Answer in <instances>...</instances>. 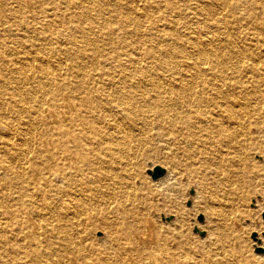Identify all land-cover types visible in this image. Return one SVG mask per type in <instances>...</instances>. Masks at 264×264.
Segmentation results:
<instances>
[{
  "label": "bare ground",
  "instance_id": "bare-ground-1",
  "mask_svg": "<svg viewBox=\"0 0 264 264\" xmlns=\"http://www.w3.org/2000/svg\"><path fill=\"white\" fill-rule=\"evenodd\" d=\"M3 1L0 0V18L3 13L14 15L15 11L5 8ZM13 1L17 2L18 9H22L26 0ZM64 1L66 9L70 4H77L73 0ZM170 1L164 0L162 5L172 6L173 3ZM180 2L184 3L185 0ZM217 2L229 9H236L246 0H195L196 8L191 10L197 16L211 12L213 16L208 15V20L210 25L215 27L222 19L220 12L216 14L212 12ZM79 3L76 7H80L78 12L71 16L77 21L89 20L88 9L83 6L85 2ZM261 10L264 11L263 8ZM64 11L51 14L48 20L52 23L49 24L47 21V24L53 26L48 34L42 30L36 31L39 36H33L34 41L41 43L32 55L34 43L30 39L22 36L23 34H20L21 36L9 34L1 38L6 33L4 30L0 31V119L3 123L9 122L16 114L19 115L20 110L31 112L30 115L36 116L35 121L40 122L41 114L54 109L55 104L58 108L56 101L60 99L70 106L72 103L74 111L71 114L77 111L83 113L79 127L64 126L58 133L43 134L42 145L46 146L44 150L46 154H41L39 147L42 145H39V141H33L36 145L28 147L27 152L33 155L36 162L32 166L29 165V172L15 170L14 177L2 180V187L7 193L0 192L2 207L0 214L7 218L3 217L5 220L2 229L6 233L0 234V247L9 248L5 253H0V259L5 257L11 264H20L26 257L45 262L54 256L60 258L66 255L68 258H76L94 255L92 258L96 264H125L127 259L136 262L138 255L146 254L145 256L152 258L147 264H176L177 259L182 260L177 261L179 264H192L182 256L183 253L191 254L192 247H188L190 241L178 239L175 245L178 248L177 253L180 254L175 255L173 250L166 249L163 235L152 229L151 225L155 221L148 216L145 223L149 229L140 235V240L146 243L148 249L140 252L132 242L126 246L117 244L112 252H107L108 258H104L101 251L111 247V244L108 246L103 240L95 241L90 236L81 241H73L69 230H64L68 217L61 216L59 211H66L68 204L73 202L78 208L87 210L92 219L98 214L99 208L102 216H105L104 211H108L107 208L114 203L118 209H122L118 215L122 223L131 217L138 218L145 209L165 213L177 212L178 222H182L184 213L178 201L175 180L177 172L184 170L186 179L194 186L196 197H199L200 201L199 188L208 186V173L219 177L235 172L239 180L247 181L250 176L247 169L260 166L254 162L246 163L245 148L261 153L264 158V32L261 38L263 43L259 44L258 51L246 54L248 60L240 61L242 71L249 73L251 78L244 85L237 69L234 66L228 68L226 65L228 58L217 51L230 47L212 35L211 39L219 43L214 50L206 47L210 43L207 40L202 39L195 45L194 39L188 40L199 48L196 52L199 62H188L191 65L186 72L173 70L169 79H155L144 74L130 76L123 72L127 69L126 66L117 73H109V68L98 67L99 71L92 74L94 64L96 66L97 63L103 64L106 59H109L110 64L119 61L116 58L120 56L115 57L111 52L106 54L107 48L98 42L99 38H102L101 35H98L99 37L95 33L90 35V32L85 31V26L83 28L63 26L60 18ZM11 19L5 22L4 29L7 31L14 27ZM131 20L127 16L119 23L113 21L112 23L118 25L117 30L130 32L125 26L131 23ZM86 24L89 30V22ZM57 26H63L62 30H58ZM6 39L9 40L8 44L23 47L22 50L8 51L5 48ZM144 41L148 42L147 45L152 43V40ZM170 41L182 46H175L167 53V48L161 49L159 45L153 44L154 47L151 45L148 47L146 58L151 59L153 58L151 55L157 54L159 66L168 54L174 53L188 58V53L183 47L185 40H179L171 35ZM137 50L139 52V48ZM150 50L154 51L149 53ZM97 55H100L101 61L96 59ZM131 60L139 70L144 68L141 64L143 60L139 56ZM151 62H154L153 59ZM199 64L204 66L200 67ZM143 71L145 72L144 69ZM34 102L36 104L33 106ZM71 121L72 118L67 122ZM22 129L24 134L33 137L27 126L24 125ZM4 139L6 148L0 152V167L5 171H11L12 162L5 166L4 160L10 161L14 156L19 158L21 154L17 152L16 139L12 132H7ZM168 143L170 147L167 149L175 150L182 156L180 157L182 161L176 160L175 156L160 160L168 167L165 176L159 177L157 187L160 190H147L135 181L140 176L139 155L142 152L145 154L148 147L159 144L164 148ZM53 158L58 160V163L49 165L48 169L44 168L51 175L42 178L44 181H38L43 173L40 165ZM60 164L64 171L55 174L52 170L58 169ZM135 166L137 170L134 172ZM263 167L259 170L263 173L262 178L259 176V182L264 184ZM28 173L32 175L26 180ZM53 174L57 179L55 184L50 183ZM77 191L79 197H75ZM144 191L150 196L151 201L148 200V196H143ZM36 192L43 202H35L33 194ZM230 194V206L236 208L232 193ZM52 195L56 196V201L50 199ZM154 197L159 199L158 205L152 203ZM143 205L144 209L141 208ZM204 213L207 221L212 222L217 212L207 206ZM34 219L38 223L34 222ZM105 221L106 219L102 218L104 235L100 238L108 237L107 240L113 243L116 238L112 237L110 241L112 234H108L103 228ZM38 225L39 231L33 232L34 226ZM173 225V228L171 226L167 228V232L173 231L178 224ZM207 227L212 235L219 226ZM252 228H255V225ZM260 228L264 229V226ZM228 230L231 233V240L234 243L239 242L238 236L233 235L235 233L232 225L228 226ZM257 235L258 240H255L254 246L264 249V236L260 238L259 233ZM171 236L177 238L174 233ZM23 241L27 242L26 250L23 249ZM204 248L205 245L201 249ZM164 253H168V257L158 262L155 256ZM234 255L236 264H264V254L244 256L242 247L238 248ZM200 262L207 264L202 260ZM219 263L221 264V258L214 259L213 264Z\"/></svg>",
  "mask_w": 264,
  "mask_h": 264
},
{
  "label": "rangeland",
  "instance_id": "rangeland-1",
  "mask_svg": "<svg viewBox=\"0 0 264 264\" xmlns=\"http://www.w3.org/2000/svg\"><path fill=\"white\" fill-rule=\"evenodd\" d=\"M73 1H75L77 4H70L68 5L69 8L66 9L67 6L64 0H26L23 8L18 9L17 2H14L13 0H4L2 3L3 6L10 9L11 11H15V13L12 16L8 13H5L6 15L4 13L2 14V17L0 18V22L2 21L0 23V31L4 30L3 32L6 33V35L2 36L1 38L9 36V34H13L15 36H21L23 34L22 36H26L31 40L32 43H34V48L31 51L32 55L34 51L39 48V45L41 43L37 42V40L34 41L35 38H33V36H39V33L36 31L42 30L43 33L48 34L51 26H53L49 25L50 23H52V21L48 20L50 19L51 14L53 12L58 14L66 9L61 15L62 18H60L63 26H75L81 28L85 26V31L90 32V35H93L94 33L97 36L101 35L102 38H99L98 42L104 48H107L105 51L106 54L111 52V54L115 57L120 56L116 58L119 61L111 62L110 64L109 59H106L105 62L103 61V64L97 63V66L94 64V66H92V74H95L99 71L98 67L102 69L109 68V73H117L119 70H123L126 66L127 69H125V71L123 70V72L130 76H138L139 74H144L146 76L150 75L155 79H169L173 70L186 72V70H188L191 65L188 62H199V59L196 58V52L197 50H199V48L194 46L196 42H200L202 39L203 41L207 40L210 43H208L206 47L208 49L214 50L219 43L217 41H213L211 37L216 36L220 41H223L226 46L230 47H225L223 49L217 50L220 55L222 54V56L228 58L229 61L226 63L228 68H233L234 66V68L237 69L241 77L242 85H244L247 80H251V78L249 77V73L246 74L242 71V64L240 63V61L243 59L245 61L248 60L246 58V54L258 51V49L260 48L259 44L263 43L261 38L264 32V11H262L261 8H263L264 10V0H246L245 3L242 2L241 5L236 9H229L227 6L221 5L220 2L215 3L212 12H214V14H216L217 12H220L222 14V19L219 21L220 24L218 23V25H216L215 27L213 25H210V21L208 20V15L210 17L213 16L211 12L199 16L195 15L194 12H192L191 9L196 8L195 0H185L186 3H181L180 0H171L170 2L173 3V5L169 7H164L162 5V2L164 0H98L97 2H95L94 0ZM79 2H85L83 6L88 9L87 11L89 20L85 21L84 19H82L81 21L83 23H80L81 21H77L75 17L71 16L73 13L78 12V9L80 7H76L79 6ZM134 5L136 8L134 7ZM245 15L249 17H246ZM127 16L132 19V22L125 26V28H128L130 32H125L119 29L117 30L116 27H118V25L112 23V21L119 23L124 17ZM134 17L135 21H133ZM10 18H12L11 20L13 21L14 27H10V29H8L7 31L6 29H4V26L6 25L5 22ZM105 19L108 21L105 22ZM47 21L49 22V24H47ZM86 22H89L90 31L87 30L86 25L88 24H86ZM62 27L57 26L56 28L58 30H62ZM132 29L133 32H131ZM15 31L18 32L16 33ZM170 34L174 38L185 40V45H183V47L188 53V58H183L181 55H175L174 53L168 54L161 61V66H159L160 61L156 58L157 54L151 55L153 57L151 59H153L154 62H151L150 58H146V52L148 53V47L150 45L152 47H154L155 45H159V48L161 49L167 48V53H169L170 50H172V48L175 46L181 47L182 45L170 43ZM145 39L152 40V43H149V45H147L148 42H145ZM188 40H193L194 45L189 43ZM7 41L9 40L6 39L5 48L8 51L18 49L22 50L23 47H21L20 45L8 44ZM138 48L139 52L137 50ZM25 49H27V47H25ZM152 51L154 50H150L149 53H151ZM135 56H139L143 60L141 64L144 65V68H141L139 70L136 65H133L131 63V59ZM95 57L100 61L102 60L100 55H97ZM201 66L204 65L201 64ZM143 69L145 70V72L143 71ZM61 101L62 99L56 101L58 108L55 104L54 109L45 111L43 115L41 114V118L39 117V119H41L40 122L35 121L36 116H34L33 114L30 115L31 112L24 110H20L19 115L16 114V116L13 117V119H11L9 122L3 123L0 119V152L2 150H5L6 148L4 139L5 134L7 132H12V135H14L16 139L17 152L18 154H21L19 158L18 156H14V158H12L10 161L4 160L5 166L7 164L9 165V163L12 162V167L10 168V170L12 169L11 171H5L0 167V192L7 193V190L2 187V180H4L6 177H14L13 172L15 170L22 173L29 172V165L32 166L36 162L33 155L27 152L28 147L36 145L33 143V141H39V145L41 146L42 144H44L42 142L43 134H47L48 132L50 134L52 132L58 133L60 128L64 126L79 127V121L83 117V113L77 111L76 113L71 114L74 111L72 103L70 106L68 103H66V101ZM35 104L36 103L34 102V104L32 105L34 106ZM70 118H72L73 121L68 123L67 121ZM24 125L30 129V135L33 136L32 138L28 134H24V131L22 129ZM35 136L37 137V139H34ZM180 146H183V144H180ZM167 147H170L169 143L164 148L157 144L156 146L148 147L145 150V154L142 152L139 155L140 167L138 173L140 176L135 179L137 184L142 187H146L147 190H160V188L157 187V183L160 178L157 180L151 179L146 170L151 169L154 165H161L165 167L167 172V165H164V163L160 162V160L162 161L163 159H168L175 156L176 160L179 159L180 161H182V158L180 159V157H182L181 155H179L175 150L167 149ZM45 149V145L39 147L41 154H46L44 152ZM244 154L246 163L254 162L260 167L264 166V158L261 153L250 148H245ZM57 163L58 160L53 158L47 163L41 164L40 166L43 173L40 175L38 181H41L42 178L50 174L49 172L44 170V168L48 169L49 165ZM260 167H249V170L247 169V171L250 172V176L248 177L249 179L244 182L237 178L235 172H232L231 174L219 175V177L208 173V186H205L206 188H199L201 201L198 200L199 197H196L194 186L190 184V181L186 179L184 170H181V172H177L175 175V180L177 183L176 188L178 191V201L184 213L182 222H178L179 214L177 212L172 211L165 213L164 211L145 209L139 214L138 218L133 219L131 217L129 218V220L122 223V221L118 217L119 212H122V209H118L114 203L110 204V208H107L108 211L103 210L105 212V216H102L101 208H99L98 214H95L92 219L90 218V214L87 213V210H85L84 208H78L73 202L68 204L66 211L60 210L59 213L62 214L61 216L67 215L68 218L64 225V230H69L70 236L73 241H81L84 240V238L90 236L91 239L95 241L103 240L105 243H107L108 246L111 244V247L109 246V248L107 246L109 249L107 248L106 250L98 248L99 250L104 251V253L101 251V254L104 255V258H108L109 254L107 252H112L117 244H119L120 246H126L129 245L130 242H132L140 252H144L145 249H148V247L146 248V243L140 240V235L149 229L148 225L145 223V219L148 216L155 221V223L151 225L152 229L163 235L162 237L164 238L163 241L165 243L166 249L173 250L175 255L178 252V248L176 247L175 242H177V240L181 238L190 241L188 247H192L191 254L183 253L182 256L192 264H200L201 260L207 264H213L214 259L217 258H221V264H236L234 261V253L240 247H242L244 256L263 255L261 253L254 252V243L256 241L251 238L252 231H256L257 233H259L260 238H263L264 236V229L260 228L264 226V220H262L261 218V213L262 211H264V184L259 182V176H261V178L263 176V173L259 171ZM135 169L137 170L136 166L133 169L134 172L136 171ZM52 171L56 174L58 171L64 170H62V165L60 164L58 169H54ZM30 173H28L25 177L26 180L30 179V176L32 175ZM55 174H53V180L50 183H56L57 179L55 177ZM165 174L163 176H165ZM68 177L74 178L72 176ZM221 181L223 183H221ZM190 188L194 189L195 194H188ZM143 193V196H148L147 194H145V191ZM230 193H232L233 202L236 208L230 206ZM78 194L79 191L76 192L75 197H79ZM201 195L203 196V198ZM33 197L36 200V203H40L41 201L43 202V199L39 194H37V192L33 194ZM186 197H190L189 199H191L190 206H187V201L189 199ZM55 198V195L50 196V199H53L54 201L57 200ZM252 199H255V201L253 202ZM148 200L151 201L150 196H148ZM152 201V203H155L156 205L159 204V199L157 197H154ZM207 206L213 209L215 213L217 212L212 222L207 221L206 214L204 213V209ZM141 208L144 209V205L141 206ZM1 211L2 207H0V212ZM199 214L203 215V221L201 222L197 220V216ZM162 215L166 217L172 216V219L170 221H166L162 219ZM3 217L7 218L5 215L0 214V234L6 233L5 230L2 229V226H4L3 220H5L3 219ZM102 218L104 220L106 219L103 228H105L108 234H112L110 241H112V237L116 238L113 243H110L109 239L107 240L108 237L106 239H101L104 235L101 223ZM33 221L38 223V221L35 219ZM173 224L178 225L170 233L167 232V228L169 226L173 228ZM214 225H216V227H219L211 235L207 226L212 227ZM229 225H232V227L234 228L235 234L233 235L238 236L239 242L234 243L231 240V233L228 230ZM253 225H255V228H252ZM195 226H201L199 227V229L203 230L205 232V235L200 236L198 233L194 232L193 229ZM32 230L33 232H38L39 225L37 227L34 226ZM172 233H174V235L176 234L177 238H172ZM85 242H87V240H85ZM22 244L24 245L23 249L26 250L25 248L27 246V242L23 241ZM200 245L202 246L200 247ZM204 245L205 248L201 249ZM8 248L9 247H0V253H5ZM179 254L180 253H177V255ZM145 255H138V257H136L138 261L136 262H134L133 259H127L125 264H147V262L152 258ZM92 257H94V255L76 258H68L66 255H63L60 258L56 256L49 257L45 262L36 261L30 257H26L21 260L20 264H96L95 259H93ZM155 257L157 258L158 262H161L163 258L166 259L168 257V253H164L161 255L157 254ZM177 261L182 260L177 259ZM177 261L176 264H179V262ZM0 264H11V261L5 260V257H3L0 259Z\"/></svg>",
  "mask_w": 264,
  "mask_h": 264
},
{
  "label": "water",
  "instance_id": "water-1",
  "mask_svg": "<svg viewBox=\"0 0 264 264\" xmlns=\"http://www.w3.org/2000/svg\"><path fill=\"white\" fill-rule=\"evenodd\" d=\"M146 172L150 175L151 179L157 180L159 177L163 176L166 173V169H165V167H163L161 165H154L151 169H147ZM193 193H194V189L190 188L188 194L192 195ZM252 201L254 202L255 199H252ZM190 203H191V199H189L187 201V206H190ZM261 218H262V220H264V211H262V213H261ZM162 219H164L166 221H170L172 219V216L166 217V216L162 215ZM197 220L200 222L203 221V215L199 214L197 216ZM193 231L198 233L200 236L205 235V232L203 230L199 229V227H197V226L194 227ZM251 238L254 240H258L256 231L251 232ZM254 252L264 254V249L262 247L254 246Z\"/></svg>",
  "mask_w": 264,
  "mask_h": 264
}]
</instances>
